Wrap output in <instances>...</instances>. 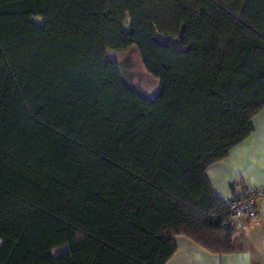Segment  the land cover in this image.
<instances>
[{
    "label": "trees",
    "instance_id": "trees-1",
    "mask_svg": "<svg viewBox=\"0 0 264 264\" xmlns=\"http://www.w3.org/2000/svg\"><path fill=\"white\" fill-rule=\"evenodd\" d=\"M133 45L153 97L105 57ZM262 110L264 0H0V264L230 253L205 172Z\"/></svg>",
    "mask_w": 264,
    "mask_h": 264
},
{
    "label": "crops",
    "instance_id": "crops-1",
    "mask_svg": "<svg viewBox=\"0 0 264 264\" xmlns=\"http://www.w3.org/2000/svg\"><path fill=\"white\" fill-rule=\"evenodd\" d=\"M205 175L220 200L248 188L264 193V110L252 117V133L232 147L227 157L209 165ZM255 211L256 218L241 220L235 227L230 253H210L190 238L175 235V251L164 264H264V195L256 198Z\"/></svg>",
    "mask_w": 264,
    "mask_h": 264
},
{
    "label": "rangeland",
    "instance_id": "rangeland-1",
    "mask_svg": "<svg viewBox=\"0 0 264 264\" xmlns=\"http://www.w3.org/2000/svg\"><path fill=\"white\" fill-rule=\"evenodd\" d=\"M35 20L39 21V18H35ZM128 20L125 22L126 27L128 26ZM105 55L107 60L115 61L119 64L122 78L130 88L132 87L140 95L153 97L158 91L159 80L146 72L135 45L126 51L116 52L109 49ZM64 250L63 247H59L54 249L52 254L56 255Z\"/></svg>",
    "mask_w": 264,
    "mask_h": 264
},
{
    "label": "built area",
    "instance_id": "built-area-1",
    "mask_svg": "<svg viewBox=\"0 0 264 264\" xmlns=\"http://www.w3.org/2000/svg\"><path fill=\"white\" fill-rule=\"evenodd\" d=\"M264 195L258 188H248L244 192L232 196L226 201L229 211V220L227 226L235 228L241 220L253 219L257 217L255 211V201L259 196Z\"/></svg>",
    "mask_w": 264,
    "mask_h": 264
}]
</instances>
